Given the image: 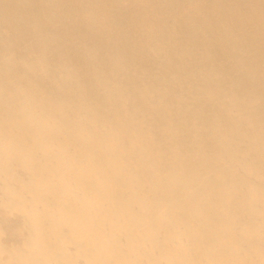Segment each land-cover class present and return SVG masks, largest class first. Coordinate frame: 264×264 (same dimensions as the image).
<instances>
[{"label":"bare ground","instance_id":"bare-ground-1","mask_svg":"<svg viewBox=\"0 0 264 264\" xmlns=\"http://www.w3.org/2000/svg\"><path fill=\"white\" fill-rule=\"evenodd\" d=\"M0 264H264V0H0Z\"/></svg>","mask_w":264,"mask_h":264}]
</instances>
